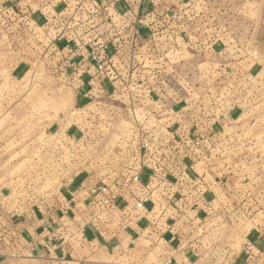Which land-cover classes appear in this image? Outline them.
<instances>
[{"label":"crops","instance_id":"obj_1","mask_svg":"<svg viewBox=\"0 0 264 264\" xmlns=\"http://www.w3.org/2000/svg\"><path fill=\"white\" fill-rule=\"evenodd\" d=\"M58 1L63 5L68 4L58 11L61 16L66 11L68 17L65 18L79 12L83 6L89 10L88 38L71 46H78L79 43L103 46L104 49L98 48L99 52H106L114 64L121 62L118 63L120 66L116 77L127 80L145 74L148 80H152L155 72L169 75V85L172 82L175 87L166 90L172 99H178L183 106L193 107L190 112L192 131H200L202 124L213 125L211 133L202 142L205 152L191 155L190 163H194V170L203 175L205 181L210 178L206 170L212 171L216 180L217 177L220 179L216 185L201 188L199 195L192 192L186 196L183 208L170 206L165 213L162 210L168 201H160L156 189L150 190V204L129 215L117 209L109 213L107 208L100 211L94 191L89 189L86 192L87 207L84 204L77 207L74 202H68L53 207L43 206L38 213L23 218H15L13 214L0 215V264H241V249L247 240L257 239L256 244L264 246V150L247 154L232 150L231 156L225 150L219 156L214 155L212 150L219 145L216 142L221 137V131L235 130L232 124L235 119L231 123L224 119L236 110V99L238 111L241 106L239 101L247 99L235 98L241 85L251 87L252 84H263L264 0H215L219 5L215 9L219 13L217 29L207 37L204 33L208 30L203 29L193 39H187L175 22H170L168 32L166 28L156 33L150 32L157 15H170L166 11L170 6L182 11L188 0H134L130 9L121 6V19L140 23L141 34L137 37L138 43L132 56L126 53L129 44L123 43V38L113 37L119 32L121 23L114 28L111 25V20L117 17L113 5H125L124 0L116 3L115 0ZM189 1L200 4L209 2ZM235 2L246 3L249 7L247 14L239 15V18L246 16L247 25L237 27V31ZM256 2L260 5L259 14L252 6ZM126 3L128 6L129 3ZM199 10L203 12L201 8ZM258 18L261 24L253 26V20L258 21ZM61 30L62 27H56L55 37L64 42L65 39L59 37ZM165 33H169L167 42L163 40ZM44 35L48 38L49 32ZM241 35L245 36L242 41L239 38ZM208 36L218 42L206 44L204 38ZM81 37L85 38V35ZM117 43L122 49L116 48ZM67 51L69 59L81 66L79 52ZM254 51L256 55H253ZM132 66L137 67V72ZM92 69L89 68L92 74L86 76L89 83L96 81ZM261 127L262 136H257L260 139L256 135L243 141L232 138V148L250 147L251 144L264 147V122ZM124 193L122 203L124 206L125 202V208L129 210L141 194L138 190H125ZM92 195L94 199L89 198ZM195 201L198 203L194 204ZM104 206L107 207V204ZM116 211V216L112 217L111 213ZM168 213L173 217H168Z\"/></svg>","mask_w":264,"mask_h":264},{"label":"rangeland","instance_id":"obj_2","mask_svg":"<svg viewBox=\"0 0 264 264\" xmlns=\"http://www.w3.org/2000/svg\"><path fill=\"white\" fill-rule=\"evenodd\" d=\"M65 6L68 4L63 5L58 0H47L46 3L39 0H0L2 216L13 214L15 218H23L25 215L38 213L43 206L53 207L52 205L59 206L68 202H74L77 207L79 204L87 207L86 192L89 189L93 190L95 195L89 196L90 199L94 196L97 202L105 203L108 199H113V193L119 194L122 188L126 189L124 185L139 186L137 180L116 177L126 167L124 163L110 159V154L116 156L117 146L113 144L116 142L120 145V137L127 138L129 134L125 129L127 124L122 120L126 118L121 114V107L124 106L121 100L128 103L119 96L123 86L119 77L109 81L96 79L95 83H89L86 76L92 74L89 72V68H92L90 61L93 60L91 50L96 47L95 51H98V48L104 47H89L84 46V43L71 46L88 38L89 10L82 5L83 8L77 13L73 12L69 18H65L68 17L65 11L60 24L62 16L58 11ZM121 6L124 8L123 4L113 5L112 9L117 17L111 20V25L118 24V15L122 13ZM218 6L215 0L190 4V9L186 11L188 13L185 12L184 15L187 19L184 27L189 28L191 39L203 29L208 30L204 33L205 37L213 34L211 32L215 30L218 22L219 13L215 11ZM252 6L256 7L255 13L259 14V3H252ZM200 8L203 10L201 19ZM248 8L246 3L235 2V31L237 27L247 25L246 16L239 18V15L247 14ZM207 9L208 11H205ZM261 9L263 10V4ZM259 23L261 24V19L258 18V21L254 19L252 24L258 26ZM57 26L62 27L59 37L64 38V42L55 37L54 30ZM47 32L48 38L44 35ZM81 33L85 38L81 37ZM239 38L242 41L245 36L241 35ZM248 38L249 35L246 36V39ZM204 40L206 44L211 45L218 42L209 36ZM67 50L79 52L81 66L69 59ZM100 52L104 55L103 50ZM118 63L121 64L120 61ZM118 63L116 61L115 65L119 71ZM263 73L261 76H264ZM241 86L235 98L247 99L239 101L240 111L237 110L236 99V110L224 119L229 123L235 119L232 123L235 130L230 128L225 133L221 131V137L216 142H222L221 153L225 150L229 156L233 151L247 154L258 149L264 150V147L253 144L250 147L232 148V138L235 141L236 138L243 141L249 139V136L252 138L254 135H261L260 129L264 122V81L263 84H252L251 87L247 84ZM111 91H116L113 101L110 100L113 96L108 97ZM175 100H162L165 109L168 108L173 113L186 109V105L183 106L178 99ZM109 108H115L116 114L112 115ZM162 117L166 119V115ZM109 120L114 121L110 123ZM168 120L172 122L174 119ZM95 121L101 125L95 128ZM104 122L109 124L105 125ZM249 124L250 128H247ZM119 131L121 135L118 134L116 138L114 134ZM94 136L99 138L95 140ZM151 181L153 180L142 178L140 183L150 186ZM156 181L157 183L154 181L153 184L161 192L167 188L185 187L186 183L182 179ZM77 195L79 196L76 198ZM116 214L117 212L115 216ZM235 241L239 246V242L236 239Z\"/></svg>","mask_w":264,"mask_h":264},{"label":"built area","instance_id":"obj_3","mask_svg":"<svg viewBox=\"0 0 264 264\" xmlns=\"http://www.w3.org/2000/svg\"><path fill=\"white\" fill-rule=\"evenodd\" d=\"M118 1L119 0H115V2ZM126 1L129 3L128 6ZM142 1L150 2L152 0ZM124 2V8L128 7L130 9L134 4V0H124ZM191 3L192 2L188 0L185 4L184 10L182 11L172 8V6L168 7L166 11L170 15H157V18L154 21V26L150 29V32L156 33L159 29L164 28H166L168 32L170 22H175L180 32L186 35L187 39H191V32L189 28L187 27L186 29L188 31H186V26L184 27L187 21L184 15L185 12L190 9ZM122 14L123 12L118 15V23H121L122 26L120 27L119 32L113 35V37H120V40L123 38L125 41L122 42L129 44V50H127L126 53H130L132 56L134 46L138 43L137 37L141 34L139 27L140 23L137 20L128 22L126 19H121ZM200 16H203V12H201ZM183 20L185 21L183 22ZM114 27L115 25L113 28ZM183 28L185 30H183ZM168 36L169 33H165L163 39L164 42L168 41ZM89 46L97 45L95 44ZM116 48L122 49V46L117 43ZM95 50V48L91 50L93 60L90 61V67L95 69L94 76L96 79H105L106 81H109L112 78H115L118 75V70L115 64L112 63V60L106 52H104V55H101V52ZM256 54L257 52L254 51L253 55ZM133 68L134 72H137V67ZM153 68L157 69L155 67ZM147 69L150 68L148 67ZM154 76L155 78L152 80H148L147 75L145 74H138L135 79H132L131 77L127 80L120 78V83L123 87L122 92H120L121 95L119 94V96L124 100L126 99L130 104V106H128L127 102L125 103V101L121 100L124 105L121 107V114L126 118L122 120H124L127 124L125 129L129 134L127 135V138L125 136L120 137V145H117L116 142L113 144V146H117L115 148L117 151L115 152L116 156L110 154V159L125 164L126 169H124L123 172L116 177L126 178L128 180L131 179L133 181L137 180L139 182V186L130 187L124 185L126 189L122 188L119 194L116 192L113 193L112 195H115L113 196V199H108L105 203H102L101 201L97 202V204L100 205V211L107 208L109 213L110 210L112 212V210L117 209L120 210V212H126L125 215L139 212L144 209L147 203L150 204V190L156 189V192L159 194L160 201H168L162 210V213H165V209L170 206L174 208L180 206L183 208L187 201L186 196H189L192 192H196V194L199 195L201 188H205L206 185L207 187L216 185V181H219L220 179V177H217L216 180L212 175V171L206 170L207 176L210 177L212 181L210 178L205 181V177L198 171L194 170V163H190L192 161L191 155H199L201 154V151H203L202 147L205 148L202 146V142L207 138V136H209V133H211L213 125L205 126V124H202L200 131L194 133L192 131L190 118V112L193 110V107L191 108L190 106H186L184 107L186 109L179 110V112L174 111V113L168 108L165 109L162 100L168 98L172 99L171 94L166 89L173 88L175 86L172 82L169 85V75H160L155 72ZM109 93L111 94L108 96L109 98L113 96L110 100H115L116 91H111ZM166 96L168 98H166ZM109 109L112 115L116 114L115 108ZM162 115H166V119H163ZM168 119L174 120L171 122ZM161 120H165V122H161ZM109 121L111 123L114 120ZM104 124L107 125L109 122H104ZM99 125H101L100 122L96 121L93 124L95 128L99 127ZM118 134H120V131L119 133L114 134L116 138H118ZM98 138L99 137L94 136L95 140ZM212 153L218 156L221 154L220 143L215 146ZM142 178H147L153 181H151L150 186H144L140 183ZM160 179H182L185 180L186 183L185 187L167 188L161 192L159 188L154 186L157 183L156 180ZM154 181L155 184H153ZM125 190H138L141 194L138 196V199L134 201L129 210L125 208V202L124 206L122 203ZM197 203L198 202L195 201L194 204ZM105 204H107V207L104 206ZM101 208L103 210H101ZM188 209L190 212L192 211L190 207ZM111 215L112 217H115L114 212L111 213ZM168 217L173 216L168 213ZM256 242L257 239L247 240V242L244 243V246L241 249L243 254V259L240 261L241 264H264V246H260L259 244H256ZM255 250L257 252H255Z\"/></svg>","mask_w":264,"mask_h":264}]
</instances>
